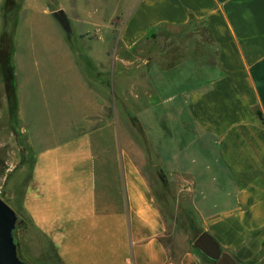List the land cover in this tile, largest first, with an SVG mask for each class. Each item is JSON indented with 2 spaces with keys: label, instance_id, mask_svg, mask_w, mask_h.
I'll use <instances>...</instances> for the list:
<instances>
[{
  "label": "crops",
  "instance_id": "crops-1",
  "mask_svg": "<svg viewBox=\"0 0 264 264\" xmlns=\"http://www.w3.org/2000/svg\"><path fill=\"white\" fill-rule=\"evenodd\" d=\"M82 3L100 15L88 12L82 19L75 8L72 15L66 11L77 35L91 29L102 35L103 19L119 15L117 50L121 46L134 52L138 45L154 42L153 33L163 30L176 31L194 22L205 27L216 49L213 61L200 66L197 60H186L173 71L158 63L154 76L160 91L132 95L142 103L129 105L127 111L154 116L149 100L155 95L162 114L171 117L175 109L178 125L188 132V144L164 135L158 141L165 153L174 149L165 161L171 166L164 169L162 179L189 181L173 194V210H182L178 206L188 195L189 210L223 250L240 264H264V121L258 114L260 110L264 116V0ZM56 46L66 62L65 74L74 80L84 103L87 97L79 88L87 83L83 79L87 62L77 64L66 45ZM84 52L93 58L89 66L102 73L103 48ZM123 62L133 65L134 61ZM138 64L155 62L149 57ZM172 74L175 78L168 80ZM171 85L174 91L169 92ZM115 98L114 93V111ZM115 123L117 118L84 133L58 137L37 153L35 186L26 199L34 226L52 236L62 264H213L196 249L175 256L164 242L166 222L150 168V150L156 145L119 138ZM165 123L161 117L160 124ZM144 131L147 136L151 132L147 126Z\"/></svg>",
  "mask_w": 264,
  "mask_h": 264
},
{
  "label": "rangeland",
  "instance_id": "rangeland-1",
  "mask_svg": "<svg viewBox=\"0 0 264 264\" xmlns=\"http://www.w3.org/2000/svg\"><path fill=\"white\" fill-rule=\"evenodd\" d=\"M59 1L69 15L73 14L74 8L82 19L88 12L100 15V11L90 10L93 6L82 3L83 0H0V196L18 214L15 241L20 258L29 264H61L52 236L34 226L26 206L29 191L35 186L33 166L37 153L58 141V137L68 138L84 133V130H93L114 122L115 118L119 138L139 142L149 140L156 145L150 150V168L153 189L162 202L166 222L164 242L175 256L186 249L198 251L194 240L202 227L197 214L189 210V196L182 198L178 206L182 210H173L176 207L173 194L189 181L162 179L164 169L171 166L165 161L174 149L169 148L165 153L158 146L161 135L188 144V132H182L184 129L178 125L180 120L174 115L175 109L171 117L161 113L156 95L149 100L154 116L145 111L137 116L129 115L127 109L129 105L142 103L132 95L138 93L142 97L147 91L158 92V78L154 76L159 72L158 63L161 62L167 71H173L186 60H197L200 66L213 61L216 49L205 27L194 22L176 31L163 30L153 33L154 42L142 43L134 52L121 46L117 50L119 15L103 19L102 35L94 29L89 34L77 35L75 27L66 32L54 17L53 11L60 9ZM130 5V2L123 4L121 10ZM111 26L115 27L113 32ZM58 43L70 49L67 54L71 53L77 64L87 62L88 67L83 70V79L87 83H81L79 88L87 97L84 103L78 97L74 80L65 74L66 62L57 49ZM99 46L103 48L100 74L90 67L93 58H87L88 53L84 52L86 48L93 50ZM149 57L155 62L153 66L138 64ZM123 61L134 62L132 65ZM172 76L168 80L175 78V74ZM173 87L171 85L169 92L174 91ZM114 93V103L118 106L115 111L112 105ZM127 95L131 98H125ZM160 114L163 121L166 120L165 124H160ZM181 120L186 125V117ZM144 126L151 130L149 137ZM107 134L111 137L112 133L106 131Z\"/></svg>",
  "mask_w": 264,
  "mask_h": 264
},
{
  "label": "water",
  "instance_id": "water-1",
  "mask_svg": "<svg viewBox=\"0 0 264 264\" xmlns=\"http://www.w3.org/2000/svg\"><path fill=\"white\" fill-rule=\"evenodd\" d=\"M53 15L66 32H71L70 19L64 9L53 11ZM17 222L16 210L0 196V264H29L18 254L14 236ZM194 246L216 264H240L229 252L222 249L218 240L208 231L198 235Z\"/></svg>",
  "mask_w": 264,
  "mask_h": 264
},
{
  "label": "trees",
  "instance_id": "trees-1",
  "mask_svg": "<svg viewBox=\"0 0 264 264\" xmlns=\"http://www.w3.org/2000/svg\"><path fill=\"white\" fill-rule=\"evenodd\" d=\"M258 114H259V116L261 117V119L264 121V116H263V114H262V112H261L260 110H258ZM16 229H17V226H16V228H15V230H14V236H15V231H16ZM202 232H203V230H201L199 234H201ZM198 252H199L202 256L206 257V256H205L202 252H200L199 250H198ZM56 257H57V259L60 260V258H59L58 255H57V252H56ZM206 258H208V257H206ZM21 259H22V258H21ZM208 259L211 260L212 262H215L214 260H212V259H210V258H208ZM60 263L62 264L61 260H60Z\"/></svg>",
  "mask_w": 264,
  "mask_h": 264
}]
</instances>
